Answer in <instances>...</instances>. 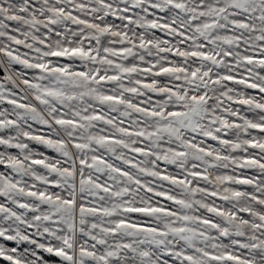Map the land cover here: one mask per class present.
I'll use <instances>...</instances> for the list:
<instances>
[{
    "label": "snow or ice",
    "instance_id": "1",
    "mask_svg": "<svg viewBox=\"0 0 264 264\" xmlns=\"http://www.w3.org/2000/svg\"><path fill=\"white\" fill-rule=\"evenodd\" d=\"M2 264H264V0H0Z\"/></svg>",
    "mask_w": 264,
    "mask_h": 264
},
{
    "label": "rangeland",
    "instance_id": "2",
    "mask_svg": "<svg viewBox=\"0 0 264 264\" xmlns=\"http://www.w3.org/2000/svg\"><path fill=\"white\" fill-rule=\"evenodd\" d=\"M0 264H2V261H0Z\"/></svg>",
    "mask_w": 264,
    "mask_h": 264
}]
</instances>
